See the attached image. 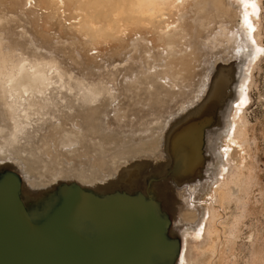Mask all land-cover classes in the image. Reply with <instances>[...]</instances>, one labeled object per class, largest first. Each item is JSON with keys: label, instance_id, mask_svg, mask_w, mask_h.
<instances>
[{"label": "rangeland", "instance_id": "374dc122", "mask_svg": "<svg viewBox=\"0 0 264 264\" xmlns=\"http://www.w3.org/2000/svg\"><path fill=\"white\" fill-rule=\"evenodd\" d=\"M15 1L17 2L14 4V0H5L2 6L8 7L11 10L9 14L16 16L10 20L13 35L18 36L21 26L31 29L30 32L35 34L39 44L55 51L61 67L66 72L71 71L81 76L87 85V88H84V84L66 76L64 79L66 83H62L65 91H70L66 93L61 92L63 88L61 82L57 80L52 94H49L47 99L43 98V101H36L35 104L38 103L34 104L36 107L33 106L27 113L26 102L29 98L24 100L21 106H16L9 88L0 81V123L7 127L5 138L0 143L4 149L0 156H11L29 178H39L40 174L56 176L66 174L69 169L65 168L74 164L73 160L66 157L61 158L62 163L58 162V166L55 164L64 152L58 145V137L64 127L78 129L81 132L79 140L83 138L86 141L78 142L79 146L71 151V157H84L89 154L95 156L100 148L95 146V143H89L88 136L97 135L100 128H104L100 127V123L103 122L102 114L109 115L106 121L114 127L117 124L112 116L114 109L122 104L121 107L131 118H126V124L128 118L131 122L128 124L129 127L124 124L125 132L131 131L133 134L134 130L152 132L161 128L151 126L162 120L164 112L168 115L169 112L177 111L183 102L191 101L198 94L205 86L207 78H210L211 82L213 77L207 73L218 50L203 49L200 42L193 40L197 27L194 24L196 16L192 10L197 0H184L178 8H168L163 15H158L152 21L148 18L139 21L134 17L129 20L122 18L123 26L119 28L110 27V18L105 17L106 11H103L106 10V5L100 0H64L63 6L55 4L53 0ZM84 1H87L86 4ZM230 3L235 7L233 12L238 10L242 12L235 18L234 27L241 34V47L235 53L246 48L250 51L245 50L242 54L246 62L238 75L237 92L225 110L223 127L209 134L206 145L209 155L206 171L209 175L204 187L197 197V188L192 191L191 186H188L192 196L191 202L199 212L200 219L196 223H189L182 215L183 221L188 225L179 219L175 226L176 233L183 238L181 245L183 246L185 236L189 240L203 239L202 230L207 225V220H214L215 216L217 224L216 232L212 234L213 240L202 245L206 250L200 253L194 264H264V0H259L260 14L257 21L260 26L255 39L251 36L245 19L251 4L245 0H230ZM2 7L1 10L4 12ZM85 12L95 13V34L87 32L82 27ZM181 13L185 14V18L180 20L178 18ZM217 19L216 16L209 19L208 24L211 28L218 23ZM101 24L105 27L98 29ZM199 33L201 38L210 35V31L202 27ZM72 36L79 37L85 44L83 49H79V55L74 54L72 45L68 44ZM88 37L92 40L86 41ZM57 43L59 47L55 46ZM13 45L16 58L23 53L27 54L24 41L19 39ZM137 46L140 47V59L146 72L139 77L137 81L139 84L128 81L129 84L126 85L123 81L124 70L121 68L130 63L129 60ZM171 47L174 48V52ZM259 47H262L261 53L257 52ZM67 78L72 81L68 79V82ZM67 82H75V85ZM127 86L131 90L128 93L125 89ZM209 87L210 85L207 86L206 92ZM58 88L61 90L56 91ZM112 89L117 101L105 106V102L111 99ZM132 102H138L139 106H134ZM148 111L155 115V119L146 123L154 118L147 114ZM233 120L238 121L242 127L240 138L233 135ZM164 123L162 124L165 125ZM114 131L115 129L109 130ZM83 142L85 144H82ZM4 164L7 163L0 160V167ZM91 167L87 170L78 167L70 169L75 170L81 179H87L89 185L95 186V180L91 179L95 178V166ZM229 170L238 172L229 178ZM124 179L123 182L134 184ZM26 183L30 188L34 185V180L27 179ZM224 183L226 184L224 190H227H223L220 197L216 198L215 195L218 194L216 191ZM110 186L111 181H104L102 189ZM179 259L177 264H191L188 259L180 261Z\"/></svg>", "mask_w": 264, "mask_h": 264}, {"label": "water", "instance_id": "95a60500", "mask_svg": "<svg viewBox=\"0 0 264 264\" xmlns=\"http://www.w3.org/2000/svg\"><path fill=\"white\" fill-rule=\"evenodd\" d=\"M217 50L207 73L216 75L214 81L207 78L191 101L168 115L164 112L162 120L151 126L160 129L127 133L124 124L108 126L107 116L102 114L100 127L104 128L88 136L89 143H95L100 151L95 156L71 157L79 143L60 146L64 152L55 164L58 166L63 157L74 164L58 176L29 178L11 156H0L7 163L0 167V264H177L183 238L175 226L179 219L183 221L182 202L166 204L153 185L168 181L175 192L198 185L197 197L204 187L209 175V134L223 127L225 110L237 92L238 75L246 62L242 54L250 51ZM218 61L232 68L220 73ZM209 85L207 97L201 101ZM108 104L106 101L105 106ZM147 114L154 118L146 123L155 119L149 111ZM194 125L198 137L190 139L195 142L191 147H198V168L180 177L189 159L187 131ZM105 128L115 129V133ZM93 165L95 186L70 169L87 170ZM122 177L133 179L134 184L123 182ZM27 179L34 180L30 188ZM104 181H111V186L102 189Z\"/></svg>", "mask_w": 264, "mask_h": 264}, {"label": "bare ground", "instance_id": "6f19581e", "mask_svg": "<svg viewBox=\"0 0 264 264\" xmlns=\"http://www.w3.org/2000/svg\"><path fill=\"white\" fill-rule=\"evenodd\" d=\"M96 1H98V0H96ZM245 1L251 4V9L248 10L245 19L248 22L249 29L251 31V36L255 39V35H257V33H258L257 32L259 29L258 27L260 26L259 22L257 21L258 20L257 18L259 17V14H260V3H259V0H245ZM16 2L17 1L14 0L13 3L15 4ZM53 2L59 6L64 4V0H53ZM86 2H85V4H86ZM100 2H102L103 4L106 5V10H103V9L102 10L106 11L105 15L104 14L103 15L105 17L107 16V18H110V27L111 28H119V27L123 26L122 25L123 24L122 18L125 20L126 19L129 20V19H131V17H134V18H136L137 21H139L143 18H148L152 21V20L156 19L158 17V15H161V14L163 15L164 12L168 8H178V5H180V4L182 5L184 3V0H100ZM194 3H195V6H194L195 8H194V10H192V13L196 16L194 19V24L196 25L197 28H196L195 36L193 37V40L200 42V45L203 49H208V48L218 49V48H220L225 53H227L228 51H233L234 53L237 52L239 50V48L241 47L240 46L241 45V34H240L238 29L237 30L235 29L234 25H235L236 16L239 15L240 13H242L241 10L233 12L234 11L233 9H235V7L232 3H230V0H197ZM4 4H5V0H0V81H3V83H5L7 85V87L9 88L8 89L9 92L11 93L12 97L15 99V105L21 106L23 101L29 98V101L26 102V104L28 103L27 113H29V110L34 106L36 101L38 102V101L42 100L43 98L47 99L49 94H52L51 92L53 91V89L57 85L55 82L57 80L61 82L60 85L62 86L61 88H63V91H61V92H66L65 91L66 88H64L65 86L62 85V83L65 81L64 79L66 78V76H70L69 78H73L74 81L81 82L82 84H84V88H87V85H85L86 82L80 78L81 76L79 77L76 74H74V72H71V71L66 72L63 69V67H61V64L59 62V57L57 56L55 51L44 48L41 44H39L38 39L36 38L35 34L30 32L31 29L28 30L24 26H21V28L18 32V36L16 37L13 35L10 20L14 19L12 17H16V16H15V14L10 15L9 13L11 10H9L8 7H5V8L2 7ZM5 6H8V5H5ZM1 7L3 8L4 12H2ZM89 7H90V5H89ZM100 11H101V7H100ZM215 12H217L218 15ZM83 15H84V17L82 19V27H84L87 30V32L90 31V32L95 34V13L85 12V14H83ZM212 15L216 16L218 18L217 19L218 23L213 28H211L208 24L209 19H211V17H213ZM189 17H190V15H189ZM184 18H185V14L181 13L180 18H178V19L181 20ZM227 22H230V24H228ZM104 27L105 26L101 24V26H99L97 28L102 29ZM201 27L204 29L206 28L207 30L210 31V35L208 37L207 36L204 38L200 37L201 35L199 32H200ZM19 39L25 42L26 47H27V54L23 53V54H21V56L19 58H16L17 56L15 57V55H14L13 43H15V41L18 42ZM91 40H92V38L88 37L86 41H91ZM68 42H69L68 44L72 45L73 53L78 54V55L80 54V50L83 49L85 46L84 42L82 40H80L79 37H76V36H72L71 41H68ZM138 42H140V41H138ZM71 45H69V46H71ZM55 46L59 47L60 45H59V43H57V45H55ZM139 50H140L139 46L135 47V51L133 53L134 55L132 54L133 57L129 60L130 63L128 65H124L121 68L124 70L123 81L126 82L125 83L126 85H128L131 82L139 84L137 82L139 77L144 75L146 72V70L142 64V61L140 59V51ZM171 50L174 52L173 47H171ZM257 52L261 53L262 47H259ZM138 53H139V55H135ZM227 65L228 64H226V63H221V61H218L217 65H216L217 70H219L218 72L222 73L223 70L225 71L226 69L232 68V67H229ZM115 68H117V66ZM215 77H216V75H213V77L211 79V83H212V81H214ZM218 77H220V74ZM69 78H67L66 80L68 81ZM70 81H72V80H70ZM128 81H129V83H128ZM224 81H225V79H223V82ZM68 82H67V84L75 85L74 84L75 82L74 83L73 82L68 83ZM64 83H66V82H64ZM220 83H219V85H220ZM60 85H58V86H60ZM79 85H81V84H79ZM125 89H126V93L131 91L128 86ZM209 89H210V87H209ZM209 89H208V91H209ZM60 90L58 88L56 91H60ZM67 91L70 92L69 90H67ZM68 92H66V93H68ZM207 92L205 94H203L201 101H204V99L207 97L206 96ZM56 93H58V92H56ZM245 93H246V91H245ZM110 96H111V99L109 100V103L115 102L117 97L114 94V89H112V93L110 94ZM127 97H128V95H127ZM129 98L133 99L132 96H129ZM36 104H38V103H36ZM53 104H54V102H53ZM132 104L134 106H139L138 102H132ZM49 106L47 108H49ZM63 106H62V108H63ZM111 106H113V105H111ZM121 106H122V104H121ZM121 106L118 108L115 107L114 115H112L114 117L115 121H117V125L118 124L119 125L126 124L125 123L126 118L129 117L128 113L125 112L126 110H124ZM34 107H36V106H34ZM56 108H57V106H56ZM58 111L60 112L61 110H58ZM25 112H26V110H25ZM48 112H49V110H48ZM52 112H51V114H52ZM54 114H57V113H54ZM187 114H189V113H187ZM187 114H186V116H187ZM59 115H61V114H59ZM66 115H67V113H66ZM30 118H32V117H30ZM107 118H109V115L107 116ZM129 118H128L127 124H126L128 127H129V125H128L129 122H131V120H130L131 118L130 119ZM65 121L67 122V120H65ZM233 121H234V123L232 124L233 135L237 138H240L242 131H243L242 127L238 121H236V120H233ZM69 122L71 123L72 121H69ZM53 125H54V123H53ZM52 126H50V127H52ZM108 126H110V125H108ZM123 128H125V127H123ZM106 129L108 130L109 128H106ZM6 130H7V127L5 125H3L2 123H0V143H1L2 139L5 138ZM109 130H114V129H109ZM197 130H198L197 126L194 125L191 132L187 131V135H188L189 139L192 138L193 135H196V137H198V131ZM51 131H52V129H51ZM134 132H135V134H138V133L143 134L144 133L141 130H139L138 132L136 130H134ZM50 134H48V135L50 136ZM184 134H185V132H184ZM39 135H40V133H39ZM52 138H53V136H52ZM80 138H81V132L78 129H75L74 127L70 128V126L67 129H65V127H64V129L61 131V135L58 137V145L63 146V145H70L74 142H79V141L82 142L81 140H83V138L81 140H79ZM173 139H174V142H177L178 138L173 137ZM83 141H85V140H83ZM85 142H83L82 144H85ZM49 143H50V141H49ZM191 144H195V142H193V139H190L189 143L186 146L188 149L187 152L189 153V159L186 161V165H185L184 169H182L183 171L181 172V174L179 175L180 177H184L185 175H187L189 173H194L197 171L198 164L196 161H198V156L200 158V155H199L198 147L193 148V147H191ZM86 146H87V143H86ZM73 150H72V152H73ZM81 151H83V149ZM3 152H4L3 146H1V144H0V153H3ZM58 152H60V150ZM57 155H59V154H57ZM127 168L131 170L132 167L127 165ZM158 170L160 171L161 168H158ZM133 171H136V169H134ZM229 171L231 173L228 172L229 175L226 174V176L228 175L229 178H232L238 172L237 170H229ZM200 175H196V176H200ZM199 178H201V177H199ZM125 179L128 182L134 183L133 179H128V178H125ZM226 179H228V178H226ZM225 185H226L225 183L222 184L220 186V188L218 189V191H216V193H218L215 195L216 198L220 197L221 192L225 188ZM188 186H191L190 189L192 191H195V189L197 188L198 185H188ZM188 186L183 188V190H180L179 192L178 191L175 192L172 185L170 184V182L164 181L160 185H157V186L153 185V190L157 191V193H158L157 195L163 196L164 201L168 205L172 206L175 204L176 201H181L182 202V206H181L182 215H183L184 219L186 220V222L196 223L200 219V215H199V212H197V210L194 208V205L191 202L192 196H191L190 191H188ZM229 187H230V185H229ZM225 190H227V189H225ZM208 212L210 213L209 210H208ZM212 214L214 215V213H212ZM213 218H214V220L213 219L207 220L208 221L207 225L202 230L203 231V236H202L203 239L193 240V238H192L189 240L187 238V236H185V242L181 248V253L179 256V258L181 260L188 259V261L191 264H194L197 261V258L200 256V253L202 254L205 252L206 249L202 248V245L205 244L206 241L210 242L211 240H213L212 234L216 232L217 221L215 220V216ZM217 232H218V230H217ZM180 259H179V261H180Z\"/></svg>", "mask_w": 264, "mask_h": 264}]
</instances>
